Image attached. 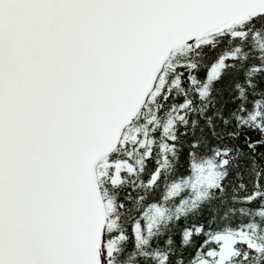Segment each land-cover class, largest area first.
<instances>
[{
	"label": "snow or ice",
	"instance_id": "1",
	"mask_svg": "<svg viewBox=\"0 0 264 264\" xmlns=\"http://www.w3.org/2000/svg\"><path fill=\"white\" fill-rule=\"evenodd\" d=\"M0 264H264V0H0Z\"/></svg>",
	"mask_w": 264,
	"mask_h": 264
}]
</instances>
